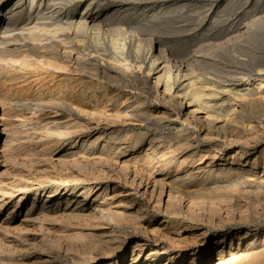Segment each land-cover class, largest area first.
<instances>
[{
  "label": "rangeland",
  "instance_id": "rangeland-1",
  "mask_svg": "<svg viewBox=\"0 0 264 264\" xmlns=\"http://www.w3.org/2000/svg\"><path fill=\"white\" fill-rule=\"evenodd\" d=\"M41 1L32 6L31 0H6L0 6V132L8 131L0 140V264H213L220 250L227 259L248 246L254 247L248 253L255 252L264 236V188L242 191L215 180L187 185L156 161L150 168L135 162L151 153L147 142L123 156L116 147L108 154L106 146L118 147L134 135L146 141L156 136L129 113L150 114L157 101L138 63L151 44L174 67L192 66L194 81L223 85L254 72L264 62V0H92L99 16L92 31L101 30L104 47L97 50L91 39L97 31L89 38L92 52H70L58 38L60 46L48 53L34 49L21 30L37 9L51 17L49 24L64 25L73 9ZM13 7L15 18H6ZM117 39L126 55L111 47ZM44 58L65 61L66 68L41 65ZM115 62L119 68L112 69ZM245 116L260 129L259 137L249 139L246 132L248 142L240 141L239 119L212 140L235 150L247 142L254 159L264 150V108ZM194 131L189 135L200 138ZM6 135L10 148H2ZM193 163L190 169L200 166Z\"/></svg>",
  "mask_w": 264,
  "mask_h": 264
},
{
  "label": "bare ground",
  "instance_id": "bare-ground-1",
  "mask_svg": "<svg viewBox=\"0 0 264 264\" xmlns=\"http://www.w3.org/2000/svg\"><path fill=\"white\" fill-rule=\"evenodd\" d=\"M5 1L6 0H0L1 8H4ZM47 1L49 3L58 2L60 3L59 5L61 6L62 4L65 5L66 7L70 6V8H72L73 10L67 13L66 15L64 14L65 15L64 17L66 19V24L64 25L63 22L60 21L59 22L62 24L60 23L57 24V22L56 24L54 23L49 24V22H47L46 20L50 19L51 17L47 18L43 16L42 11L40 12L36 8L37 10L33 14L34 17L33 21L24 25L23 29L21 30L22 31L21 33L27 32V34L25 33L26 34L25 38H27L31 42V44H33V48L40 49L42 53L45 51L48 53L49 49L56 50V48H58L60 45L54 40L59 38L62 39L60 43L65 45V47L67 46L66 50L69 49L72 50V51L70 50V52L79 51L81 49L92 52L89 38H91L90 36L92 32L98 31V30L97 31H92V30L95 29L99 21V16L93 13L91 10V6L93 5L92 0H47ZM30 3L32 6H34L36 4H41L42 1L40 0L39 2H37V0H31ZM14 8L15 7L7 10L6 18L9 17L10 19L14 17L13 15ZM50 21H52V19H50ZM248 30L249 29H247V31ZM66 32L67 33L70 32V37L64 35V33L66 34ZM2 33L7 34L6 31ZM100 33L101 30L100 32L98 31V33L96 34L93 33L94 34L92 36L93 38H91L93 39V43L97 48V50L98 47L100 48L103 44V42L101 43L102 38H100ZM234 33L235 32H233V34ZM243 33L242 35L244 36ZM9 34L11 33H8V35ZM228 35L230 36V34ZM51 40L53 42L49 43V41ZM111 43H112L111 47L114 50H116V52L122 51L121 53H124V55H126L125 54L126 51L124 49L126 47H123L125 44L122 46L120 45L122 41L120 43L117 39V40H112ZM245 44H249L248 41L247 42L245 41ZM151 45L152 46L149 49L148 52L149 54L147 55V58L142 59L138 63L141 65V68L143 67L144 69L146 68V71L149 74L148 75L149 80L148 79L147 80L149 81V84L155 89L157 95V101L152 102L150 104L149 106V110L151 112L150 114L144 113L143 115H138L137 113H135L137 111L135 109L130 110L131 112L129 113L136 118V120L134 121L143 122L147 127L154 130L156 136H152L148 138L147 141L146 138L142 135H137V136L134 135L131 137L126 136L127 138L120 141L122 143L118 147L115 144H114L115 146H111V143L108 145L106 144L107 145L106 148L108 147L110 149L108 154L113 155L114 153H112L113 151H111V149L112 147L114 148L116 147L119 149L120 152H122L121 155L123 156L125 154H128L129 152L137 151L141 146L143 147L145 142H147L146 144V146L148 147L147 151L151 153L147 152L145 153V155H141L140 157L136 156L134 158L135 162L139 163L142 168H150L152 167L150 164L152 163L151 161L154 162L156 161L157 164H161L162 167L166 169L169 168L173 172L176 171L177 174L175 175L174 178L175 181L177 180V182L181 181L184 184L188 185L193 183L195 184L206 183V181L208 180H215V183L217 184H222V185L225 184L228 185V187L229 185L230 186L234 185L236 187H239L242 191L243 190L247 191L249 189L256 190L257 188H264V150L262 151L260 150L261 151L260 152L256 147L255 153L257 154L260 152V154L259 156L256 155L255 156L256 158L254 159L251 158L252 156L251 154H249L250 153V149L248 146L249 143H247L248 134L246 135V132L247 133L250 132L252 134V138L249 136V139L252 140L256 139L257 137H259L258 131L260 129H257V126L252 124L251 121H250L251 123L248 122L245 116L249 110L255 111L256 109L264 108V62L259 65H256L257 70L254 68L255 69L254 72L250 73L251 71H253V69H251L249 73L246 72V74L245 73L242 74L243 76L241 78H238L236 81L230 80V81H226V83L224 81L225 84L223 85L222 84L218 85L216 82L217 85H215L214 82H210L212 80L210 79H209L210 81L204 80L205 78L203 80L200 79L194 81L193 80L194 75L192 74L193 75V79H192L191 77L192 75L189 73V71H191L189 69L192 66L190 67L188 66V64L182 62L177 65L175 64L176 67H174L171 63V60H168L169 58L162 57L164 56V52H163L164 50L161 51L160 48L157 52L155 51V49L158 48L159 46L156 47L155 44H151ZM239 45L241 46L240 48H242V50L243 48H245L243 47L244 44H242L241 42ZM138 46H137L138 49H140L141 45ZM65 52H66L65 55L67 53L70 54L68 51ZM160 54L163 55L161 56ZM135 57L137 59L139 58L141 59L139 55ZM45 58L44 60L40 61L41 65L42 63H46L48 65H55L57 67L62 66V68L63 67L66 68V66H64L65 61L62 64V62L60 61L57 60L51 61L49 59L46 60ZM32 59L37 60L35 58ZM23 60L27 61L28 57L24 58ZM38 61L39 60H37L36 62ZM188 62H190V60ZM115 64L116 65H111L112 69L119 68L117 65L118 62H115ZM240 64L242 63L240 62ZM167 104H170L171 108H166ZM239 119L242 120V121L240 120V122H242L241 124H243V126L240 125L242 127L241 129L242 134L239 135L238 139L240 141H243L246 138L245 141L247 142L245 144L244 143L242 144L240 142L242 146L240 145V147L236 150L232 147L233 145L229 148H224V147L221 148L216 146L212 140L214 136L219 138V136L224 134L222 131H225L227 126L231 125L230 123L231 120L233 122L234 120H239ZM229 123L230 125H228ZM260 124H262V122ZM191 128H194V130L200 133V138L194 136L192 137L191 135H189ZM6 130L7 129L3 128L2 132H0V140L1 138L3 139L2 135L5 134V132H8ZM168 130H169L168 134L162 133ZM261 130L262 131L264 130L263 125H261ZM197 132H195V134ZM4 138H5V142L3 145L4 147L2 146V148H6V147L10 148V145L13 142V140H11L10 139L11 137L9 138L7 135ZM166 144H168L169 147H167L168 145L165 146ZM170 144L172 145L170 146ZM105 155L103 157L106 158ZM121 155L117 156V160L120 159ZM102 156H101V161H102ZM183 157H185V160L181 161V158ZM190 161L192 163L198 162L199 163L198 165L200 166L197 168L190 169L191 167L190 165H194V163L192 164ZM181 165L186 166L185 171H180ZM258 166H262L259 172L255 171V169H257ZM143 171L141 170L140 173H142ZM247 232H248L247 234H250V229ZM258 241L260 243L259 242L258 244L254 243L256 245L255 252L248 253V250L254 248L253 246H248L245 248L244 251L239 250L232 253V255L230 254L231 256L228 259L226 256L225 257L223 256L224 253L223 250L222 251L220 250V252H218V255L221 257H219L216 260V262L213 264H226L228 262H234V261H244V264L247 263L264 264V236L260 237ZM233 246L234 244H232V248ZM213 252L214 250L212 252L210 250L211 253L210 256L213 254ZM196 260L197 259H194V261L192 260L190 264H194ZM134 261H136V259Z\"/></svg>",
  "mask_w": 264,
  "mask_h": 264
}]
</instances>
